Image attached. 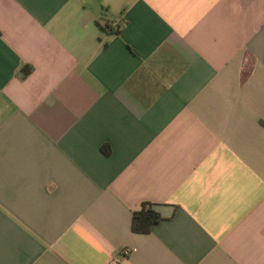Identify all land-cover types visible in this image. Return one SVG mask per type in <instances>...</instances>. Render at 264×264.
I'll list each match as a JSON object with an SVG mask.
<instances>
[{
    "label": "crops",
    "instance_id": "1",
    "mask_svg": "<svg viewBox=\"0 0 264 264\" xmlns=\"http://www.w3.org/2000/svg\"><path fill=\"white\" fill-rule=\"evenodd\" d=\"M114 258L264 264V0H0V264Z\"/></svg>",
    "mask_w": 264,
    "mask_h": 264
},
{
    "label": "trees",
    "instance_id": "2",
    "mask_svg": "<svg viewBox=\"0 0 264 264\" xmlns=\"http://www.w3.org/2000/svg\"><path fill=\"white\" fill-rule=\"evenodd\" d=\"M161 221L154 205L145 202L132 214L131 230L136 234H149L152 228Z\"/></svg>",
    "mask_w": 264,
    "mask_h": 264
},
{
    "label": "built area",
    "instance_id": "3",
    "mask_svg": "<svg viewBox=\"0 0 264 264\" xmlns=\"http://www.w3.org/2000/svg\"><path fill=\"white\" fill-rule=\"evenodd\" d=\"M121 24H122L121 18L109 20L107 22V29L112 33H118L121 29ZM135 251H136L135 248H125L120 253V257L126 258L127 256L130 255V253L135 252ZM111 264H119V259H115V258L112 259Z\"/></svg>",
    "mask_w": 264,
    "mask_h": 264
}]
</instances>
